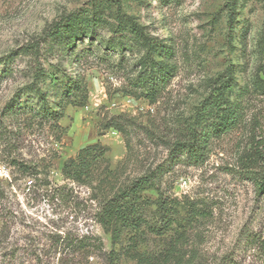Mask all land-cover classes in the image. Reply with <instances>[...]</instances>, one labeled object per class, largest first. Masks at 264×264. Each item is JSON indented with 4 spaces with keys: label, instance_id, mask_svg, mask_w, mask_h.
Returning a JSON list of instances; mask_svg holds the SVG:
<instances>
[{
    "label": "rangeland",
    "instance_id": "374dc122",
    "mask_svg": "<svg viewBox=\"0 0 264 264\" xmlns=\"http://www.w3.org/2000/svg\"><path fill=\"white\" fill-rule=\"evenodd\" d=\"M235 1L232 14V0H0V264H105L112 244L99 205L145 175L153 185L143 197L163 192L204 213L183 223L170 264H264V0ZM145 58L174 66L153 100ZM227 69L236 124L201 163L173 153ZM69 77L86 87L83 106L74 93L59 120L30 117L40 99L24 87L35 82L52 103ZM96 142L104 153L85 174L65 176L64 164ZM154 211L145 208L147 222ZM139 232V250H164L168 235ZM129 236L115 246L118 264H136L119 253Z\"/></svg>",
    "mask_w": 264,
    "mask_h": 264
},
{
    "label": "trees",
    "instance_id": "16d2710c",
    "mask_svg": "<svg viewBox=\"0 0 264 264\" xmlns=\"http://www.w3.org/2000/svg\"><path fill=\"white\" fill-rule=\"evenodd\" d=\"M235 3L236 1L232 0V14L235 10ZM231 13L229 14L230 22L233 21ZM64 25L55 23L52 27L59 28V26L63 27ZM67 25H69V21H66ZM162 51L169 53L168 48L167 50L161 48ZM150 61L151 65H149ZM142 63H144L142 68L144 70L147 68L148 72L145 78H141V83L146 91V97L153 100L163 86V82L171 76L174 66L162 61H153L150 58H145ZM216 83L213 91L199 103L193 120L179 130L178 136L172 142L171 150L173 153H185L194 163L203 161L209 141L213 137H219L228 128L234 126L240 114L238 106L231 105L226 98V92L232 85V78L228 74V69L224 75L217 78ZM34 84L35 82H32L24 87V89L29 88L36 91L39 95L40 100L37 108H26L30 111V117L33 118L39 117L44 120L57 121L62 116L63 106L71 101L74 93H81L80 99L76 102L78 106H83L87 98L86 87L77 77H69L63 83L60 99L52 103L48 102L47 94L36 86L34 87ZM103 153L104 148L99 142L88 145L79 151L75 159H70L64 164L62 171L65 176L79 180L81 174H85L87 167L90 166V161L97 159ZM11 163L17 164L18 169L23 173L33 174L30 166L14 159L11 160ZM152 185L151 175L141 176L99 205L95 219L110 232L112 244L111 250L106 254L105 264H118L115 246L121 242L123 235H130L128 240L131 243L119 253L134 259L136 264H170L185 239L186 229L183 223L191 224L194 219L204 216L203 210H200L194 201L185 203L177 197L163 192H160L154 200L143 197L142 191ZM256 185L257 192L264 194V173L256 180ZM152 204L155 206L156 219L147 222L143 212L146 207ZM181 210L184 213L183 216H179ZM177 226L180 227V230L179 227L175 229ZM141 227H145L154 236L168 235L169 239L164 250L157 253L139 250L137 236L141 235L139 232ZM77 246L84 250L86 249V242L82 240Z\"/></svg>",
    "mask_w": 264,
    "mask_h": 264
},
{
    "label": "built area",
    "instance_id": "2783aa9c",
    "mask_svg": "<svg viewBox=\"0 0 264 264\" xmlns=\"http://www.w3.org/2000/svg\"><path fill=\"white\" fill-rule=\"evenodd\" d=\"M6 172V167L5 166H0V176H2L3 173Z\"/></svg>",
    "mask_w": 264,
    "mask_h": 264
}]
</instances>
